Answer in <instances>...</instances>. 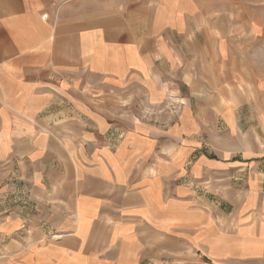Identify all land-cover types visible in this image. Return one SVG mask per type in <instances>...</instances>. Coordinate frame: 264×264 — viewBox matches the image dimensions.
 <instances>
[{"label":"crops","instance_id":"1","mask_svg":"<svg viewBox=\"0 0 264 264\" xmlns=\"http://www.w3.org/2000/svg\"><path fill=\"white\" fill-rule=\"evenodd\" d=\"M263 43L194 0H0V264L263 260V142L211 126L264 91ZM139 91L174 121L122 112Z\"/></svg>","mask_w":264,"mask_h":264},{"label":"rangeland","instance_id":"2","mask_svg":"<svg viewBox=\"0 0 264 264\" xmlns=\"http://www.w3.org/2000/svg\"><path fill=\"white\" fill-rule=\"evenodd\" d=\"M119 5L122 8L129 5L131 0H118ZM200 2L204 6L209 8L229 9L230 11H245L252 19H256L258 23L263 26L264 29V0H194ZM250 69L255 67H262L264 71V43L257 45H250L248 47ZM245 97L253 99L255 104L251 107H243L241 110L232 109L228 120L216 119L215 123L212 124L214 134L224 135L225 139L236 141L238 138V130L248 132L251 134V139L255 145L257 141L263 142L264 145V91L262 94L253 92L252 90L244 91ZM145 93L143 91L136 92L133 94L120 93V95H114V100L120 106V110L129 115H133L138 119L144 120L148 123L161 125L170 124L174 121L175 116L179 112V107L172 103L170 100H164L157 103H149L145 99ZM168 97L175 99L176 92L174 89L168 91ZM182 94H186L183 91ZM116 98V99H115ZM240 132V131H239ZM256 264H264V259L257 262Z\"/></svg>","mask_w":264,"mask_h":264}]
</instances>
